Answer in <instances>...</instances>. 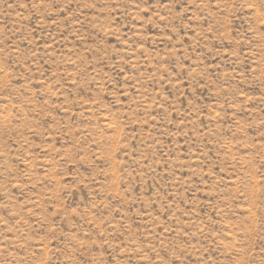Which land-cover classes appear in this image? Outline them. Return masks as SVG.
I'll return each mask as SVG.
<instances>
[{"label":"rangeland","instance_id":"1","mask_svg":"<svg viewBox=\"0 0 264 264\" xmlns=\"http://www.w3.org/2000/svg\"><path fill=\"white\" fill-rule=\"evenodd\" d=\"M0 264H264V0H0Z\"/></svg>","mask_w":264,"mask_h":264}]
</instances>
